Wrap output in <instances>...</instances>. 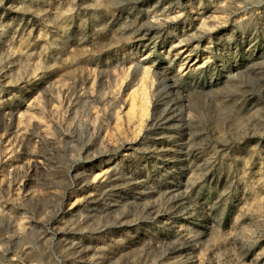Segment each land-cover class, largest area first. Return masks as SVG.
Instances as JSON below:
<instances>
[{"label": "rangeland", "instance_id": "374dc122", "mask_svg": "<svg viewBox=\"0 0 264 264\" xmlns=\"http://www.w3.org/2000/svg\"><path fill=\"white\" fill-rule=\"evenodd\" d=\"M0 264H264V0H0Z\"/></svg>", "mask_w": 264, "mask_h": 264}]
</instances>
